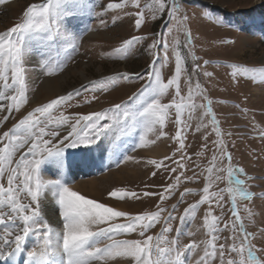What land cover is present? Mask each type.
<instances>
[{
	"label": "rangeland",
	"instance_id": "374dc122",
	"mask_svg": "<svg viewBox=\"0 0 264 264\" xmlns=\"http://www.w3.org/2000/svg\"><path fill=\"white\" fill-rule=\"evenodd\" d=\"M47 2L5 0L0 4V33L23 23L24 12L29 6ZM109 3L120 7L107 9ZM160 4H164L163 9ZM53 8L46 30L31 28L11 38L21 46L20 67L24 69L25 99L19 109L12 112L10 119L0 124V136L35 108L69 93H72V98L67 102L54 106L43 116L36 114L33 117L39 118L41 126L50 123L48 130L59 132L54 143H59L67 135L76 117L103 112L116 104H121L122 109L112 113L115 120L102 122L108 123L110 128L87 145H92L95 154L89 152V155L96 160L101 146L113 143L114 157L104 166L92 169L90 175H80L78 168L84 162L78 152L86 147L83 145L66 146L62 154L49 156L40 164L38 178L46 185L39 196L40 225L46 222L52 229L48 248H56V243L63 247L64 229L57 189L63 185L86 199L127 214L115 218L112 223H125L129 216L156 212L158 205L168 210L161 213L160 220L143 236L139 230L119 234L112 239L103 238L97 247L120 241H143L152 236V261L198 264L205 251H211L209 241L212 235H216L217 254L210 264H220V244L226 246L225 262L229 258L238 259L227 251V246L233 243L230 237L234 235L232 222L235 220L231 212L232 196L227 189L237 187L235 180H242L239 187L251 196L248 199L235 196L239 216L237 225L243 224L244 230L252 234L250 245L257 257L264 261V235H261L264 233V139L260 138L264 133V79H261L264 73V0H53ZM137 18L142 21L139 27L135 24ZM34 21L38 22L39 17H34ZM133 37L141 39L124 48V42ZM122 48L123 51H117ZM177 55L181 61V72L176 82L161 92L163 85L177 76ZM194 57L195 62L201 65L207 61L203 70L212 72L211 78L204 77L203 71L192 73ZM230 65L247 71L233 79ZM148 72H152L151 77ZM134 73L141 74L143 78H123L125 74ZM109 77L115 79L110 80ZM58 80L57 88L49 93L50 83ZM2 85L3 81H0V90L12 94V90L3 89ZM142 90L143 96H134ZM153 99L165 106V111L160 114L164 118L163 125L158 122V116L140 115ZM208 101H211L208 107L218 122L220 137L216 135L211 116L207 115V108L203 107ZM176 104L182 105L179 124L176 122ZM124 109L129 111V116L123 115ZM3 115L9 113H0V118ZM62 116L68 117L69 122L57 129L55 122ZM178 131L184 144L182 151H178ZM29 132L25 126L17 129L16 135L24 140L29 138ZM217 139L224 141L232 155L233 175L230 179L227 171L214 172L209 181L206 179L210 175L207 169L211 167L215 149L213 142ZM153 147H162L165 153L153 155L147 152ZM26 151L25 148L16 153L13 159L19 160L22 152ZM152 161L160 163L161 167L157 169ZM228 163L227 160L220 163L218 159L217 167L226 169ZM180 164L184 167L181 168ZM120 168L135 169L137 173L125 179L126 173L122 170L119 174L124 177L114 179L111 173ZM216 175L221 179L216 180ZM51 180L59 181V185H48ZM86 180L94 181L96 188L80 186ZM18 183L14 182L12 193L5 192L0 197L4 201L0 203V212L5 213V222L0 224V244L5 239L14 240L22 227L18 214L11 211L8 196L11 195L20 207H36L26 190L16 189ZM206 184L209 193L203 191ZM0 185L8 188L7 172L0 177ZM170 185L175 187L170 192L166 191ZM186 189L189 191L181 202L180 194ZM221 189H224L222 207L217 206L215 198L199 203L202 196L218 193ZM110 192H116L117 196H110ZM145 192L150 195L145 196ZM131 193H136V196ZM161 193L166 197L164 201L160 200ZM46 199H49V208L45 207ZM174 205L176 209L171 211ZM189 205L197 207L195 211L186 213ZM170 211L175 219L165 224L163 217ZM8 215L17 218L8 221ZM50 217L53 221L49 220ZM106 226L92 225L90 230ZM168 227L172 230L165 232ZM9 231L12 236L8 235ZM235 234H239L238 226ZM174 238L176 245L172 244ZM193 244L195 247L189 249L188 246ZM236 244L239 246V240ZM12 247L14 244L6 248ZM37 247H44L42 232L38 235L33 231L22 246L23 256ZM158 248L169 251L160 255ZM88 264L136 262L132 257L105 255L103 259H90Z\"/></svg>",
	"mask_w": 264,
	"mask_h": 264
},
{
	"label": "snow or ice",
	"instance_id": "6c2138e0",
	"mask_svg": "<svg viewBox=\"0 0 264 264\" xmlns=\"http://www.w3.org/2000/svg\"><path fill=\"white\" fill-rule=\"evenodd\" d=\"M5 0H0V4L4 3ZM120 7L119 4L109 3L107 9H114ZM160 8H164V4H160ZM54 12L53 0H48L47 3L40 5H31L24 12V22L16 24L14 27L7 29L5 32L0 33V81H3L2 88L5 90H12V94L7 91L0 90V113L7 111L9 115H3L0 118V124H4L10 119V115L14 110H18L21 103L24 102L25 93L23 90L24 77L22 73L24 69L20 67V57H21V46L17 43L12 42V36L14 34L27 31L31 28H36L39 30H46L48 27V18ZM101 15V14H98ZM34 17H39V21L35 22ZM103 24L104 21L101 20ZM141 19L137 18L135 24L137 27L141 25ZM139 37H133L131 40L124 42V48L137 42ZM154 46V45H153ZM187 46V45H186ZM151 47V46H150ZM124 48L118 49L117 51H123ZM196 58H193V68L192 73L195 75L203 71V76L211 78L213 73L210 71H204V66L207 65V61L201 65L195 62ZM233 71L231 76L235 79L238 75H243L246 69L237 68L236 65H230ZM181 72V61L179 55L176 57V73L177 76L173 77L168 81L166 85L160 89L162 92L169 85L176 82L179 74ZM10 73V75H9ZM149 77L152 76V72H148ZM124 79H142L143 76L139 73L125 74ZM110 80L115 79V77H109ZM261 79H264V73L261 74ZM103 83V82H102ZM19 85V87H16ZM199 88V84L196 85ZM191 94V88L189 89ZM177 94H179V87H177ZM78 96L79 93H76ZM143 96V90L139 94H134ZM72 98V93L67 96L58 97L52 100L50 103L37 107L33 112H29L24 119L20 120L18 124L14 125L12 129L3 133L0 136V177H2L7 172V183L8 188L5 189L0 185V197H3L5 192L12 193L14 191L13 184L16 181L19 183L16 185V189L19 191H27V194L31 197V201L36 204L35 208L28 209L27 207H20L16 204L14 198L8 196V204L11 206L12 213L18 214V218L22 224L19 229V233L15 234L14 240L5 239L2 244H0V261H4L9 257L14 256L16 253L22 250V246L26 240V237L35 231L38 235L42 232L43 245L44 247H50L51 245V232L52 229L48 223H43L40 225V211H39V196L43 191L45 182L38 178V168L42 161L49 156L62 154L64 148L76 147V146H87L89 143L98 139L100 134L105 130L110 128L108 123H102L105 120H115L116 118L112 115L114 112H119L122 109L121 104H116L112 109H107L103 112H92L89 115H82L75 118V122L70 124V131H68L66 136H63L59 143H54L53 141L58 137L59 132L57 130H48L50 123H45L41 126V121L39 118L33 119L36 114L43 116L48 113L54 106L62 105ZM131 99V98H130ZM88 101H86L87 103ZM208 104L203 105L207 108V115L211 116V123L216 126L215 131L217 137H220L221 133L218 128V122L215 116L212 114L211 108ZM182 105L176 104L177 113V124L180 123V112ZM165 111V106L159 105L155 99L144 108L140 115L143 116H158V122L163 125L164 118L160 115ZM129 111L127 109L123 110V115L125 117L129 116ZM69 122L68 117H61L55 122V126L58 129L60 126L67 124ZM27 127L29 132V138L21 140L17 135V129L22 127ZM51 137V139H46L45 137ZM261 139H264V133H261ZM177 140H180V148L178 151H182L184 148L183 140L181 137V132H177ZM215 149L212 160L210 161L211 167L207 169L210 174L207 180H211L212 173H219L222 171H227L229 178L231 179L233 175V167L231 164L232 155L228 151L227 146L224 141L217 139L213 142ZM27 149L26 152H22L19 160L13 159L14 155L21 152L23 149ZM218 153L219 155L215 154ZM43 157V159L41 158ZM223 163L224 160L229 161L227 168L217 167V160ZM157 169L161 167L160 163L156 161L151 162ZM183 168L184 165L180 164ZM23 169V171H21ZM167 170V169H165ZM176 169H172L175 171ZM237 171H243L242 169H237ZM155 175V173H153ZM22 177V179H21ZM191 179V178H189ZM216 180H220L221 177L216 175ZM179 182V177H177V183ZM235 185L237 187H229L227 191L232 196V216L235 220L232 222V229L234 235L230 237L233 240L231 245L227 246V251L229 254L234 253L238 259L229 258L225 262V245H219V259L220 264H264L260 258L257 257L256 251L253 250L250 245L251 233L244 230L243 224L237 225L239 221V216L237 214L235 196L239 195L243 199H248L251 193L244 191L240 185L243 184L242 180H235ZM48 185L57 184L59 181H48ZM23 185V187H21ZM175 185H170L166 191H171ZM58 196H59V206L60 215L63 220V251L67 256V264H88L90 259H103L105 255L108 256H126L132 257L136 264H160V261H152L150 258V253L152 251L153 237L147 236L143 241L132 240V241H120L113 242L105 247H97L96 245L103 239H112L114 236L119 234L131 233L139 230L140 235L143 236L148 229H150L155 223H157L161 218V213L168 211L167 209L158 207V211L152 212L150 214L138 215L135 217H127L125 223H112L115 218L125 217L127 214L122 211H114L111 208L105 207L104 205L97 203L93 200L86 199L84 196L79 195L77 192L72 191L70 188L59 185ZM189 190L186 189L185 192L180 194L181 202L183 197L187 194ZM204 193H209V186L203 189ZM224 189H221L218 193H210L208 196H202L199 203H205L211 199H216L217 206L222 207L223 193ZM110 196L116 197V192H110ZM132 196H136V193H131ZM145 196L150 195V193L145 192ZM166 199L163 193L160 194V200L164 201ZM3 199H0V203H3ZM197 205H189L185 212L195 211ZM176 206L174 205L171 211H175ZM171 211L165 217L164 223L167 224L168 221L175 219L171 215ZM5 213L0 212V224H3ZM17 216L8 215V221H15ZM184 217H181L183 222ZM207 223V219H206ZM107 225L106 227H99L96 231H91L90 227L92 225ZM239 228V234H235L236 228ZM228 227V225H225ZM172 229L170 227L165 228V232H170ZM9 236H12L11 231L8 232ZM261 235H264L262 233ZM217 236L212 235V239L209 241V247L211 251L206 250L205 255L200 258L198 264H210L212 259H215L217 254L216 245ZM239 240V246H237L236 241ZM177 240L174 238L172 244L176 245ZM10 251H4L6 247L13 245ZM195 244L189 245L188 248L192 249ZM160 255H165L168 253L167 248H158ZM246 253V256H245ZM30 261L33 260H44L46 256L41 254L38 256L37 251L33 249L27 253ZM177 258H179V253H177Z\"/></svg>",
	"mask_w": 264,
	"mask_h": 264
},
{
	"label": "bare ground",
	"instance_id": "6f19581e",
	"mask_svg": "<svg viewBox=\"0 0 264 264\" xmlns=\"http://www.w3.org/2000/svg\"><path fill=\"white\" fill-rule=\"evenodd\" d=\"M58 82H60L59 80L53 83H50V87L47 89V91L50 93L52 92V90H55L57 88ZM54 92V91H53ZM59 92V91H57ZM101 146V145H100ZM104 147V148H103ZM101 146L100 151H99V155L96 154V160H94L93 158L90 157V153H93L94 150L92 149V145L86 146L84 148L81 149V151L78 152V154L81 155L84 165L82 168H84L85 170L88 169L89 174H91L93 171L92 169H96V168H100L101 166H104V164L107 161H110L113 159V154L112 152L115 150V146L113 145V143H109L106 146ZM92 150V151H91ZM98 150V148H97ZM90 152V153H89ZM97 152V151H96ZM147 152H149L150 154L153 155H157V154H162L165 153V149L162 147H153L152 149L147 150ZM98 153V152H97ZM90 154V155H89ZM95 154V152H94ZM101 155V156H100ZM117 155V154H116ZM95 156V155H94ZM93 157V156H92ZM108 163V162H107ZM92 165V166H90ZM125 171V179L129 176H133L136 175L137 171L135 172V169H130V168H120L119 170H116L114 172L111 173V176L115 179V178H123L122 176H120L119 172L120 171ZM136 178V177H135ZM128 179V178H127ZM82 187H86L89 186V188H96V184L94 181L92 180H86L84 182H82V184L80 185ZM96 190V189H95ZM49 199H46V201H44L45 207L49 208L50 206V202L48 201ZM46 216V215H45ZM50 221H53V217L49 218ZM56 220V219H55ZM57 221H54V223ZM26 248V247H25ZM11 248H5L4 251H10ZM37 251L38 256L41 254H44L46 256V259L44 260H40V261H44L46 264L49 261L51 264H66V258L67 256L63 255L64 251H63V247L60 246V244L56 243V248L54 247L53 249H49L48 247H42V248H33ZM32 249V250H33ZM52 250V251H51ZM24 250L22 249L20 252L16 253L14 256L9 257L8 259L4 260V261H0V264H31L33 261H30L28 256H26V258H23L22 260L20 259L21 255L20 253H23ZM51 253H57L56 255L60 256V254L62 255V257L60 256L61 260L58 261L57 257L55 254H51ZM52 259V260H50ZM37 261V260H36Z\"/></svg>",
	"mask_w": 264,
	"mask_h": 264
}]
</instances>
